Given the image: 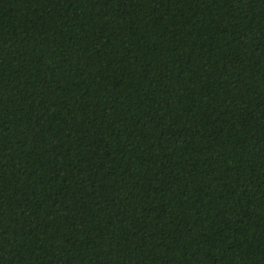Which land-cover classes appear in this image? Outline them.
<instances>
[{
	"label": "trees",
	"instance_id": "obj_1",
	"mask_svg": "<svg viewBox=\"0 0 264 264\" xmlns=\"http://www.w3.org/2000/svg\"><path fill=\"white\" fill-rule=\"evenodd\" d=\"M0 264H264V0H0Z\"/></svg>",
	"mask_w": 264,
	"mask_h": 264
}]
</instances>
